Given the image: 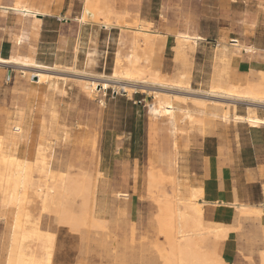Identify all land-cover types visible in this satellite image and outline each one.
Masks as SVG:
<instances>
[{"label":"rangeland","instance_id":"1","mask_svg":"<svg viewBox=\"0 0 264 264\" xmlns=\"http://www.w3.org/2000/svg\"><path fill=\"white\" fill-rule=\"evenodd\" d=\"M17 1L46 15L34 20L15 11L5 12L0 7V55L27 57L47 69L0 64V135L10 112L17 110L19 113V109L25 107L32 112L31 139L29 146H17L14 155L26 153L32 159L33 181H41L40 166L45 162L48 165L50 156L49 168L52 170L64 173L69 170L72 175L81 173L90 177L86 223L81 235L68 232L66 239L62 238L65 240L61 250L63 264H164L159 250L163 243L159 216L166 223L173 219L175 222L176 216L174 210L169 214L161 210L163 201L160 198L163 196L175 203L177 179L194 188L200 186L205 164L202 139L214 134L240 151L243 164L264 167V126L253 128L247 123L223 122L218 117L198 113V108L191 103L176 102L179 108L192 111L202 125L189 124L181 119L182 113L176 111L177 131L172 133L171 122L158 116L151 96L140 92L125 95L112 86L103 92L100 86L94 97H88L80 86L88 80L107 82L98 77L100 73L111 74L116 54L135 53L140 56L138 66L149 70L159 81L171 84L176 72L184 73L189 69V84L193 91L206 89L216 53L223 46L231 52L226 36L220 35L223 30L210 14L203 13L201 0H0V5L11 6ZM84 3L87 22L81 23L79 18ZM261 3L264 4V0ZM258 9L264 11V7ZM104 16L107 19L115 17L116 25L109 30L101 28L99 22ZM137 25L148 28L155 36L151 44L142 43L144 47L133 48ZM179 33L203 38L185 60L188 62L186 69L173 59ZM16 34L23 35L20 44L16 43ZM93 51L92 61H89L88 52ZM144 58H148L146 63ZM31 72L64 76L67 83L51 90L44 84L35 83ZM237 73L244 74L238 68ZM116 84L132 86L111 83ZM150 86L137 87L165 90L158 86L151 89ZM171 90L164 92L173 97L184 95L210 99L200 93ZM222 102L229 103L239 115L255 113L264 116V102L250 103L240 99H223ZM42 120L46 126L55 123L46 138L51 149L36 146ZM5 147L4 144L3 150ZM20 180L23 179L15 180L17 188L11 206L25 208L27 222L35 221L40 209L38 202L42 203L45 189H41L40 197L35 198L36 187ZM79 197L74 196V202L70 199L75 213L79 212L83 200ZM1 198L0 193V264H5L13 209L2 206ZM93 209L99 218L97 226L92 225ZM39 220L42 230L58 233L54 216L42 213ZM169 229L176 233L174 227ZM201 240L203 253H210L226 264L220 257L219 241L222 239L207 235ZM254 254L262 255V252L240 251L235 262L261 264Z\"/></svg>","mask_w":264,"mask_h":264},{"label":"bare ground","instance_id":"2","mask_svg":"<svg viewBox=\"0 0 264 264\" xmlns=\"http://www.w3.org/2000/svg\"><path fill=\"white\" fill-rule=\"evenodd\" d=\"M85 6L86 4L84 3L82 16L79 18V21L81 23L87 22L85 18ZM0 7L5 12L9 10L15 11L24 17H30V19L34 20H38L37 17L39 16L46 15L44 12L38 9L30 8L20 1H17L11 6L0 5ZM116 20L117 19L115 17L107 19V17L104 16L102 18V21L99 22V26L105 30H109L116 25ZM136 27L137 28L134 30L132 42L133 48L144 47L143 44L146 43L151 44L155 39V36L151 35L150 30L140 25H137ZM22 33H25V31ZM22 39L23 35L18 36L16 38V43L20 44L22 42ZM202 39L203 38L199 35L179 33V35L177 36V44L174 48L175 55L173 59L176 62L180 63V67L182 66V68L184 69L188 67V62H185V60L189 58L190 54L198 45V42ZM226 48V46H223V49H220L221 51L219 53H216V55L214 56L212 71L210 74V78L207 81V88L199 89L198 91L196 90L197 92L193 91V88L190 87L189 83L191 80L189 78L191 77H189V69H186L184 73L176 72L175 75H173L172 83L175 84H166L154 78V76L150 74L149 70L143 69L138 66L140 56L132 52H130L132 54L129 55V53H127L125 56H121L119 53H117L111 74L106 75L100 73L98 77L99 79H105L108 81L128 84L132 86L117 84L111 85L112 82L107 83L108 81L98 83V81L95 80H86L87 82L84 85L80 86L81 84H83L81 82L79 86L82 90H84L83 92H85L86 96L88 97H94V93L98 91V87L100 86L102 87L101 90L103 92H106V89L112 86L114 89L125 93V95L140 92L151 96L156 103L154 110L158 114V116L165 117L171 122L173 127L172 133H175L177 131V121L175 114L176 111H180L182 113L181 119L186 120L189 124L198 123L199 125H202V123L198 122V118L195 117L192 111L188 110V108H179L176 105V102L183 104L191 103L198 108V113L208 114L212 117H218L223 122H242L247 123L253 128L262 127L264 126V116H258L255 113L239 115L234 112V109L230 108L229 103L222 102L223 99L232 101H239L240 99L249 101L250 103L264 102V71H257L258 73H253V75L256 74V77H247L248 79L244 76V74L239 75L237 73L236 75V69L239 66L237 64L238 55L233 53L232 50H229L232 52H228ZM235 49L236 53H239V51H241L239 45L235 46ZM249 49L255 48L254 46H250ZM93 53L94 51L88 52L87 59L89 61H92L91 54ZM143 61L144 63H146L148 61V58H144ZM0 64H12L13 66L18 65L24 68H35L36 70L47 69V67L42 63L40 64L36 60L30 58L28 59L27 57L22 58L19 55H11L9 57H2L0 55ZM137 66L138 68H136ZM44 74L45 73H32L31 75L35 77V83L39 85L44 84L48 87V89L51 90H57L59 89L60 84L67 83V80L66 78H64V76H45L46 74ZM147 85H151L150 87H153L151 89H154V87L158 86L162 87V89L165 90L161 92L159 91V89L158 91H154L137 87H143ZM166 89H177L178 91H183L185 94L192 92H195V94L200 93L199 95H204L210 99L208 100L198 97H189L176 94V96L173 97L168 92H164L166 91ZM211 98H216L217 100ZM208 109L210 110L207 112ZM16 111L17 110H15L14 113L10 112L11 114H8L9 116L6 115L8 116V118L7 120H5L6 123L3 127L4 132L2 135H0V193L2 197L1 205L5 206L6 209H13V218L10 227L9 244L5 264H63L61 250L62 245L65 244V240L62 238L66 239L65 236H67L68 232L75 234L79 233L81 235L83 226L86 223L85 220L87 218L88 210L87 198L89 200L88 192L90 177L89 175H81V173L72 175L69 170L65 173L52 170V168H49L51 159L50 156L48 165L45 162L40 166L41 171L39 176H41V181H33V170H31L32 159L26 153L21 154L20 156L19 153L16 157L14 155L18 150L17 146H23V148L29 146L32 130V112H30L29 109L25 107L20 108L19 113H17ZM199 120H202V118H199ZM41 122L42 125L39 141L36 146L40 145L43 148L48 147L49 149H51L50 144L46 142V138L47 134L55 128V123L53 122L51 125L46 126L44 124V120H42ZM4 144L7 147H5L3 150ZM14 146H16L15 149L13 148ZM58 169H60V166ZM16 179H23L20 181L25 182L28 186L34 185L36 187L35 198H38V196L40 197V192L42 191L41 189H45V197L43 198L42 203L41 201L40 203L38 202L40 209H38L35 221H31L33 217H29L32 218L30 220L31 222H27L29 220H27V213L25 212V208H20L17 205L14 207L11 206L15 196L14 192L17 188V184L15 183ZM41 185H44V188H42ZM175 185V203L172 202L173 200L169 201L163 196L160 198V201H163V205L160 206L161 210L164 211L165 214H169L174 210L176 216L175 222L174 219L172 221L173 223L171 221L166 223L161 219L162 216H159L160 231L163 233V243L160 245L159 241V250L164 259V264H223V262L218 257H215L210 253H203L201 251L200 245V243L202 242L199 241L207 235H211L217 239H223L228 236L229 228L223 223V203H216L215 205H210L211 203L208 204L207 200L204 197L201 185L194 188L191 187L188 183H181L179 179H177ZM154 190H158V188ZM262 192L264 195V184L262 185ZM74 196H81L83 198L82 203L80 202L81 204L78 213H75L73 208L72 200L73 202L76 200ZM81 197L79 198L81 199ZM94 197V201H96V196L94 195ZM239 208L241 209V212H244L245 214L248 213V215L264 214V208L254 207L252 205L239 204ZM42 213L54 216L56 218L59 228L57 234L54 232H50V229H41L39 219ZM240 215H242V213ZM98 219L99 218L97 212L93 209L91 219L93 226H97V224L99 223ZM106 223H104V225ZM24 224L27 225L24 226ZM91 227L92 226H90V229ZM169 227H174L176 229V233L173 234V230L169 229ZM27 239L31 240L29 241ZM30 242L33 244V246L30 245ZM260 257L262 258L261 264H264V253H262V256L260 255Z\"/></svg>","mask_w":264,"mask_h":264},{"label":"crops","instance_id":"3","mask_svg":"<svg viewBox=\"0 0 264 264\" xmlns=\"http://www.w3.org/2000/svg\"><path fill=\"white\" fill-rule=\"evenodd\" d=\"M260 3L261 0L200 1L203 13L211 15L223 30L220 35L226 36L231 50L238 55V70L246 78L264 71V11L258 9L264 4ZM238 45L241 51L236 53ZM250 46L255 49H249ZM201 148L205 164L199 184L208 204L223 203V223L229 228L228 236L219 241L221 259L226 264H236L240 251L264 253V214L248 215L239 208V204L264 208V167L243 164L240 151L214 134L202 139ZM254 257L262 261L259 254Z\"/></svg>","mask_w":264,"mask_h":264}]
</instances>
